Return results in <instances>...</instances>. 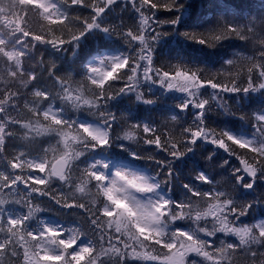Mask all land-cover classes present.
<instances>
[{
    "label": "snow or ice",
    "instance_id": "1",
    "mask_svg": "<svg viewBox=\"0 0 264 264\" xmlns=\"http://www.w3.org/2000/svg\"><path fill=\"white\" fill-rule=\"evenodd\" d=\"M192 9L0 0V264H264V18Z\"/></svg>",
    "mask_w": 264,
    "mask_h": 264
},
{
    "label": "trees",
    "instance_id": "2",
    "mask_svg": "<svg viewBox=\"0 0 264 264\" xmlns=\"http://www.w3.org/2000/svg\"><path fill=\"white\" fill-rule=\"evenodd\" d=\"M192 3L194 4V9L190 10L192 14L185 17V20L192 24L204 23L205 21H212L214 23L217 16L220 14V11L225 6H227V9L229 11L242 13L244 16H248L249 18H255L257 20H259L260 18H264V2H262V0H192ZM119 14L120 11L119 9H117L114 15ZM123 15L125 17V20L128 23H131V21L128 20V14L125 13ZM204 26L209 27L210 25L205 24ZM182 39V37H166L164 42H162L161 54L166 56L171 50L177 48L178 41H182ZM232 43L236 45L242 44V42L240 41H232ZM95 45L96 42H93L91 44V47H95ZM250 49L251 46L249 45V50ZM224 51H227L230 55L233 52L240 51V48H232L229 47L228 44H226L225 50H222V55ZM63 56L65 57L63 60L56 61L57 65H63L64 67H68L69 65H72L73 67L79 66V59L72 57L70 52L63 54ZM80 59H82V57ZM73 61H75V63H73ZM217 67H219V65H217ZM173 103V101H168L169 106ZM245 105L246 106L243 108V111L248 113L254 111L256 107H258L256 101L245 102ZM147 107L148 106L138 105L133 101L125 99L122 103L113 108V111L117 112L118 117H127L131 114L141 118L150 117L157 121H160L162 119L160 109L149 112L145 111ZM224 121H227V123H225ZM210 123L212 124V126L220 128L233 127V125L239 126V121L235 120L234 118L218 116L215 112L211 114ZM224 155L225 154L221 150L219 152V156L223 157ZM196 159L201 163L204 162L199 156H197ZM233 163L236 162L233 161ZM189 167H191V164H189ZM216 170L219 171V166L216 167ZM262 193H264V187H257L256 191L248 195L246 199L248 201H254L255 199L259 198ZM262 211H264V208L257 207L252 211L250 215L258 216ZM44 215L49 216L51 215V213H44Z\"/></svg>",
    "mask_w": 264,
    "mask_h": 264
}]
</instances>
